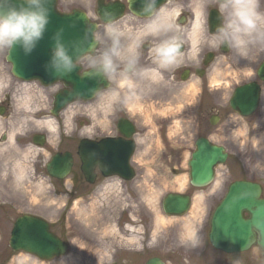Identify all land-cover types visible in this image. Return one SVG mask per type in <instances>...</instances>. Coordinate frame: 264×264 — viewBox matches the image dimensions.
<instances>
[{
	"label": "rangeland",
	"instance_id": "rangeland-1",
	"mask_svg": "<svg viewBox=\"0 0 264 264\" xmlns=\"http://www.w3.org/2000/svg\"><path fill=\"white\" fill-rule=\"evenodd\" d=\"M196 1L199 3L192 4L194 10L205 2ZM94 7L95 0H57L60 11L80 9L92 19ZM6 52L7 49L0 50V57ZM88 57L80 60L83 68L88 67ZM9 78H13L10 66L0 59V86ZM16 89L14 119L11 122L9 119L8 124L0 123V136L4 130L8 135L4 140L0 139V164H3L0 175V264H109L116 259L124 264H144L150 256H158L166 264H264L263 253L255 244L244 252L226 254L214 249L208 240L211 214L232 181L259 182L264 194V89L256 113L241 117L227 111L228 116L214 125L209 123L212 106L209 99L203 97L204 89L199 100L202 89L199 86L197 94L191 96H187L186 88L181 90L170 100L174 103L173 109L164 103L160 105L166 106L165 109L153 110L144 102L127 103L130 114L142 120L137 124L136 149L131 158L135 176L126 183L117 178L100 182L89 193L73 200L65 194L64 185L53 179L50 182L41 167L54 151L75 144L73 134H78L76 139L105 134L102 127L97 129L100 123L95 119L98 104L96 101H77L58 117H52L49 88L36 83L35 86L17 84ZM28 89L30 94H27ZM212 91L219 101L225 102V85L214 86ZM193 104L196 114L188 112L193 110ZM32 109L37 111V122L25 127V120L27 124L30 122L28 112ZM106 110L102 116H107ZM46 119H52L53 130L44 122ZM83 121V128H79ZM31 125L46 135L44 144L15 149L11 142L12 132ZM199 136L224 146L228 157L217 166L214 180L197 188L188 182L187 160ZM60 139L65 142L58 145ZM34 159L36 178L29 172ZM17 163L22 172L14 166ZM17 176L21 180L17 181ZM184 179V188L178 192L191 195V206L182 216H167L161 200L167 192L177 191V184ZM198 199L200 208L191 219L194 234L189 235L184 219L193 211ZM21 213L39 215L47 220L52 230L68 242L66 253L48 261L23 252L13 254L7 242L14 219Z\"/></svg>",
	"mask_w": 264,
	"mask_h": 264
},
{
	"label": "water",
	"instance_id": "water-1",
	"mask_svg": "<svg viewBox=\"0 0 264 264\" xmlns=\"http://www.w3.org/2000/svg\"><path fill=\"white\" fill-rule=\"evenodd\" d=\"M164 0H157V6ZM128 7L130 9L129 0ZM49 9V22L30 53H25L19 45L8 50L6 61L11 65V73L21 80H37L42 85L61 82L64 89L58 91L52 102L51 114L59 111L73 101H89L96 92L107 85L105 77L91 69L80 72L77 61L93 53L96 47L94 38L95 23L91 22L81 10L69 13L59 12L56 0H45ZM139 9V0L132 5ZM121 4L109 3L99 7L101 20L105 9L113 13L115 19L122 13ZM104 22V21H103ZM95 26V27H93ZM61 43L72 57L75 67L72 71L57 72L51 66L56 43ZM264 74V63L259 75ZM258 90L253 84H245L234 90L231 106L241 115H249L256 108ZM120 128L121 135L129 137L133 130L128 124ZM44 136H38L36 143L42 145ZM134 143L121 138H104L98 142L81 140L78 154L82 160V170L89 174L98 165L104 176L118 175L130 179L134 173L129 165ZM227 153L224 147L199 137L188 160V179L192 186L202 187L209 184L215 175V167L223 164ZM68 152L55 153L46 164L48 174L57 179L64 178L71 166ZM261 188L256 182L235 180L229 184L223 199L214 209L208 233L211 245L224 253H239L257 244L264 255V198L260 197ZM188 195L168 193L162 200L167 215H182L188 209ZM14 251H23L41 260L62 256L67 249L65 241L50 230L49 224L36 216L21 215L14 221L8 241ZM145 264H166L159 257H151Z\"/></svg>",
	"mask_w": 264,
	"mask_h": 264
},
{
	"label": "flooded vegetation",
	"instance_id": "flooded-vegetation-1",
	"mask_svg": "<svg viewBox=\"0 0 264 264\" xmlns=\"http://www.w3.org/2000/svg\"><path fill=\"white\" fill-rule=\"evenodd\" d=\"M98 1L100 4L99 6L96 4ZM111 1L114 3H120L123 6L121 15L117 17L114 22L125 30H130V35L141 36L142 44L139 49L140 60L134 74L130 73L127 76L120 75L122 69H118V73L115 78L105 77L108 82L107 87L98 91L93 99V101H96L98 104L95 119L100 123H98L99 125L97 126V129L100 130L99 127H102L105 134L102 136H95L92 139L99 140L106 136L118 137L121 135L120 128L122 126L126 127V124L132 127L133 133L136 135L138 129L137 124L141 123L142 120H139L140 118H138V116L130 114V108L127 106V103H132V101L144 102L146 106L150 105L152 110L159 109V107L161 109H165L166 106L160 105L164 103L169 104L171 109H173L174 103L170 100L175 98L178 93H181V90H184L188 86L191 87V85H193V89H189L188 92L186 91L188 93L187 96L197 94L196 88L199 86L200 89L202 88L199 100L202 97L203 89V97L209 99L210 107L212 106L211 112L209 114V123L213 117H215L217 121L221 118L224 119L226 116H228L227 111H231L232 113L239 115V113L230 106V99L234 93V90L237 87L243 86L245 84H253L256 86L258 90V103L255 113L260 108L262 90L264 89V78L259 75V70L264 63V52L257 54L256 49L253 48L247 58L238 57L227 47L221 46L219 48H214L211 47L208 42L211 38V33H214L217 26L221 23V18L217 11L219 7L218 0H205L202 6L196 10H194L192 7L193 3H199L196 0H166L162 5L159 6L170 9V12L164 18L165 22H171L174 25L175 29L178 30L175 32V34L181 41L178 64L167 70L159 69L158 66L152 62L149 56L150 49L156 41L151 36L143 35L144 25L147 23L148 18L131 15L127 6V0H95L93 21L96 23V41L97 36L103 26L99 15V7L102 4L106 5ZM196 11L199 14V34L197 36V42L193 44L191 39V30L196 19ZM259 11L264 13V0H261ZM125 43H127V41H125ZM99 47L100 46L97 43L93 54L99 50ZM0 59L3 62L4 56L1 55ZM87 68H89V66ZM217 72H224L225 77L224 79H220L219 84L214 85L211 80L213 77H219ZM194 78H197L196 80L198 83H195L196 80ZM17 84H32L35 86L36 82H22L15 78H9L5 84L0 86V123L2 125L3 123L8 124L9 119L10 122L14 119V99L15 92L17 91ZM220 84L225 85L226 87L225 102H221V99L219 101L217 95L213 94L212 91L214 86ZM47 88H49L50 98L52 99L54 91H58L60 88H62V85L54 84ZM215 89L217 88L215 87L214 90ZM28 92L30 94V89H28L27 94ZM111 92H116L118 94V103H113L110 95H108ZM203 100L205 101V98ZM107 101H111L112 105L105 104ZM205 102L203 103L201 101L203 104H205ZM178 106L179 104L176 107ZM192 108L193 110L190 109L188 112L190 114L191 112L196 114V105L193 104ZM105 110V115H109V117L102 116V112ZM28 118L30 122L27 124L28 121L25 120V127L30 125L31 122L35 125V121L37 119L36 109H32L28 112ZM80 124L81 126L79 128H83L85 121L80 122ZM100 124H102V126H100ZM34 125L21 129V131L18 132H12L13 135L11 142L15 149H29L30 147H34L36 145L35 139L37 132ZM164 127H167L166 123H164ZM77 135L78 134L75 133L72 136V139H75L73 141L75 143L73 144L74 146L72 145L71 148H64L61 150L69 151L72 154V165L69 174L66 178L60 181L64 185V189L66 190L65 194L68 196V198H70V200L76 199L82 196L84 193H89L100 182H108L116 178L104 177L99 167L95 166L91 173L92 182L87 181L81 167L82 162L76 153L78 141L84 136L76 139L75 137H78ZM7 136L8 135L4 130L0 136V139L4 140V138ZM63 139L59 140L58 145L65 142ZM56 151L60 150L57 149ZM0 161H2V159ZM2 166L3 164H0V175L3 174L1 170ZM41 169L42 172H45L46 176L51 182V179L53 178H50L47 175L45 165L44 167L42 166ZM29 172L32 173V178H36V159H34L31 163V166H29ZM0 178H2V176ZM120 182L126 183L129 181L121 180ZM260 185L262 187L261 197H264L263 185L261 183ZM114 262L118 264H124L118 259H116Z\"/></svg>",
	"mask_w": 264,
	"mask_h": 264
},
{
	"label": "clouds",
	"instance_id": "clouds-1",
	"mask_svg": "<svg viewBox=\"0 0 264 264\" xmlns=\"http://www.w3.org/2000/svg\"><path fill=\"white\" fill-rule=\"evenodd\" d=\"M136 2L129 0L130 14L148 18L143 35L156 41L149 52L152 62L164 70L176 66L181 41L175 34L178 30L174 25L165 22L170 9L158 8L157 0H139V9H134L132 5ZM44 3L45 0H0V50H11L19 45L25 53L32 51L49 22V9ZM218 3L221 23L211 33L210 46H225L244 58L253 48L257 54L264 52V13L259 11L261 0H218ZM102 19L104 23L97 36L100 47L89 55V69L109 78H115L118 69H122L120 75L134 74L140 60L141 36L130 35V30L114 22L113 13L107 9ZM51 66L55 71L62 70L64 73L75 67L72 57L59 42L53 51ZM108 95L113 103L119 102L116 92Z\"/></svg>",
	"mask_w": 264,
	"mask_h": 264
},
{
	"label": "bare ground",
	"instance_id": "bare-ground-1",
	"mask_svg": "<svg viewBox=\"0 0 264 264\" xmlns=\"http://www.w3.org/2000/svg\"><path fill=\"white\" fill-rule=\"evenodd\" d=\"M198 12L196 11V19H195V21H194V23H193V28H192V30H191V39H192V42H193V44L194 43H196L197 42V36H198V34H199V29H198V26H199V19H198ZM217 74L219 75V78L218 79H215L214 77L212 78V83L214 84V85H216V84H219V81H220V79H224V77H225V73L224 72H221V73H219V72H217ZM195 80L197 79V78H194ZM194 80V81H195ZM193 81V82H194ZM195 83H198V81L196 80V82ZM192 84V83H191ZM192 86L193 85H191V87L190 86H188V87H186L187 88V92L189 91V89H193L192 88ZM192 92V91H191ZM28 98H29V96H28ZM35 122H37V120L35 121ZM46 124H47V126L51 129V130H53L54 129V124H53V121H52V119H46L45 121H44ZM179 128H181V127H179ZM175 130V129H174ZM12 135H13V133L11 134V139H12ZM14 166H18V170H19V172H22V169H21V165H19L18 163L16 164V165H14ZM17 181H19V180H21L20 179V176H17ZM184 185H185V179L184 180H182L181 182H179L178 184H177V191H179V190H181V189H183L184 188ZM200 201H199V199L194 203V207H193V211L190 213V215L188 216V218H186V219H184V222H185V229H186V231L187 232H189V235H193L194 234V227H193V224H192V221H191V219L192 218H194L196 215H197V213H198V210H199V208H200V203H199Z\"/></svg>",
	"mask_w": 264,
	"mask_h": 264
}]
</instances>
